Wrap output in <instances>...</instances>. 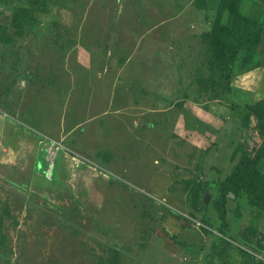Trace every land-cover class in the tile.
<instances>
[{"label": "rangeland", "instance_id": "1", "mask_svg": "<svg viewBox=\"0 0 264 264\" xmlns=\"http://www.w3.org/2000/svg\"><path fill=\"white\" fill-rule=\"evenodd\" d=\"M222 2L48 0L23 38L0 43V264H106L111 247L120 264L264 260L237 234L264 204L228 191L226 226L213 207L242 151L260 144L243 117L264 97V0L240 2L262 35L248 65L238 52L228 91L207 39L227 21ZM27 4L0 3V33ZM58 152L92 169L66 164L51 184Z\"/></svg>", "mask_w": 264, "mask_h": 264}, {"label": "trees", "instance_id": "2", "mask_svg": "<svg viewBox=\"0 0 264 264\" xmlns=\"http://www.w3.org/2000/svg\"><path fill=\"white\" fill-rule=\"evenodd\" d=\"M3 1L0 0V3ZM27 2V5H19L13 9L8 20L9 30L0 33V43L9 44L15 39L23 38L26 28L35 26L39 15L48 11V0H27ZM240 2L241 0H223L220 9L227 12V21L225 24L217 22L207 37L212 53L210 68L219 70L227 91L232 88L230 85L232 65L238 52L244 53L242 65H248L262 35L260 23L240 13ZM260 55L263 57L264 65V48L260 51ZM245 110L244 127L257 133L260 144L242 151L241 157L230 174L219 184V196L214 201L213 207L221 226L227 224L225 204L228 191L236 196L243 193L251 207L260 208L264 204V176L258 165L259 162H264V97L246 105ZM252 119L255 120L254 125H252ZM233 215L241 218L239 203H236ZM238 236L252 245L254 252L264 250V234L253 225L245 226L239 231ZM219 242L221 247L216 251V255L219 259H223L229 242L225 239H219ZM246 252L241 251V257L247 259L248 262L253 261L252 256L254 255L248 250ZM105 262L106 264H120V251L117 248H109ZM256 264H264V260H258Z\"/></svg>", "mask_w": 264, "mask_h": 264}, {"label": "crops", "instance_id": "3", "mask_svg": "<svg viewBox=\"0 0 264 264\" xmlns=\"http://www.w3.org/2000/svg\"><path fill=\"white\" fill-rule=\"evenodd\" d=\"M69 165V167L72 168V173L80 175L84 172H86L89 169H92L90 165L86 163H82L79 158L68 155L66 152H58L55 155L54 163H53V172L51 178H49V182L51 184H58V179L61 175L64 174L63 172V166ZM63 186V185H61ZM68 190H72L70 186H67ZM254 208V207H253ZM264 217L258 218V219H247L246 221L242 220V224L237 229V234L241 229H243L247 225H253L256 227L260 232L264 234V226H261V220ZM230 228V227H229ZM263 258H264V250L262 252ZM263 260V259H262Z\"/></svg>", "mask_w": 264, "mask_h": 264}, {"label": "water", "instance_id": "4", "mask_svg": "<svg viewBox=\"0 0 264 264\" xmlns=\"http://www.w3.org/2000/svg\"><path fill=\"white\" fill-rule=\"evenodd\" d=\"M204 201H205V202L207 201V197H206V196L204 197Z\"/></svg>", "mask_w": 264, "mask_h": 264}]
</instances>
